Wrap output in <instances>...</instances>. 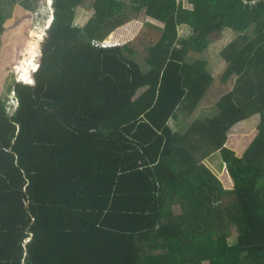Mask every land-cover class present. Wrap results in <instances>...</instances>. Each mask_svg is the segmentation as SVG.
Returning <instances> with one entry per match:
<instances>
[{"label":"trees","instance_id":"1","mask_svg":"<svg viewBox=\"0 0 264 264\" xmlns=\"http://www.w3.org/2000/svg\"><path fill=\"white\" fill-rule=\"evenodd\" d=\"M37 1L0 10V264H264V2L90 0L79 24L84 0H51L38 31ZM224 29L231 87L194 115Z\"/></svg>","mask_w":264,"mask_h":264},{"label":"rangeland","instance_id":"2","mask_svg":"<svg viewBox=\"0 0 264 264\" xmlns=\"http://www.w3.org/2000/svg\"><path fill=\"white\" fill-rule=\"evenodd\" d=\"M89 1L90 0H84L83 3H80V7L78 10L75 11V17L74 21L81 24L83 21L86 19L88 15H90V11H86L89 6ZM182 1V0H181ZM186 3V0H184ZM12 6L11 0H0V10L3 12H9ZM50 10H51V0H38L37 1V7L36 11L34 12L33 15V23H34V30L41 31L44 26L47 25L49 21L48 20L50 16ZM136 19H134L131 23L126 22L123 25H121V33L122 37L126 36L123 39L132 37L134 34L135 30H137L141 25V22L144 21L145 19L150 20V18L143 16L141 13L138 14ZM154 21V20H152ZM160 23V22H159ZM120 28L117 29L120 30ZM145 31H147V35L143 37L141 40L140 46H135L136 47V54L134 58L140 62V64L145 67V63L142 61V56L144 54V49L142 47L148 43V41H153L154 40V35L156 34V30L149 28V26L142 27ZM141 29V30H142ZM178 33L179 35H187L188 34V29L185 26H179L178 28ZM234 32L230 29H224L223 32L221 33L220 37L215 38V39H209V45L207 48L197 54H193V57H198V58H204L207 61V68L210 71V73L214 76V81L212 82L211 86L207 90L206 94L202 98L201 102L199 103V106L197 109L194 111V115L197 113H201L203 115L213 113L214 110V103L217 97L222 93L228 90L231 87V83L233 79H230L225 84H221L220 81V73L225 67V61L222 58V56L219 54L220 49L229 41L233 38ZM110 43V42H109ZM18 65H21L19 63ZM18 65L15 66V69H20V66L17 67ZM12 81L11 76L8 78V84L5 86V91L7 92V97H6V109L8 111H12L14 105H15V99L13 97V93L11 90V87L9 88V84ZM184 114L182 111H179L177 116L175 118H171L169 120L170 125L172 129H177L181 122L184 121ZM257 117L258 114H255V116H250L246 118L244 121H239L235 124H233L230 129L228 130L229 133H246L253 129L255 125L257 124ZM205 163L210 167L217 175L221 173V168L222 164L220 161V158L217 153L211 152V154L204 159ZM235 234V231L232 232ZM235 235L230 236V241L234 240ZM203 264H208L207 261H204Z\"/></svg>","mask_w":264,"mask_h":264},{"label":"built area","instance_id":"3","mask_svg":"<svg viewBox=\"0 0 264 264\" xmlns=\"http://www.w3.org/2000/svg\"><path fill=\"white\" fill-rule=\"evenodd\" d=\"M259 1H263L264 2V0H243V2H245V3H247V4H256L257 2H259ZM51 11V10H50ZM19 69H15V71L17 72ZM12 93H13V90H12ZM15 105H16V99H15ZM14 105V106H15ZM10 112V111H9Z\"/></svg>","mask_w":264,"mask_h":264},{"label":"crops","instance_id":"4","mask_svg":"<svg viewBox=\"0 0 264 264\" xmlns=\"http://www.w3.org/2000/svg\"><path fill=\"white\" fill-rule=\"evenodd\" d=\"M87 1H88V0H87ZM182 1L185 3V1H184V0H182ZM181 26H185V25H181ZM185 27H186V26H185ZM178 28H179V27H178ZM186 28H187V27H186ZM187 29H188V28H187ZM255 114H257V113H255ZM255 114H253V115L255 116ZM253 115H252V116H253ZM245 119H246V118H245ZM245 119H243L242 121H244ZM258 119H259V116L257 117V119H256V120L258 121ZM240 121H241V120H240ZM238 122H239V121H238Z\"/></svg>","mask_w":264,"mask_h":264},{"label":"clouds","instance_id":"5","mask_svg":"<svg viewBox=\"0 0 264 264\" xmlns=\"http://www.w3.org/2000/svg\"><path fill=\"white\" fill-rule=\"evenodd\" d=\"M181 1V0H180ZM182 2V4L184 5V6H186V7H188L189 6V4L187 3V1H186V3H184L183 1H181ZM253 115V114H252ZM251 115V116H252ZM250 117V116H249ZM248 118V117H247ZM245 119V118H244ZM243 120V119H242ZM240 121V120H239ZM237 123V122H236Z\"/></svg>","mask_w":264,"mask_h":264},{"label":"bare ground","instance_id":"6","mask_svg":"<svg viewBox=\"0 0 264 264\" xmlns=\"http://www.w3.org/2000/svg\"><path fill=\"white\" fill-rule=\"evenodd\" d=\"M47 21V20H46Z\"/></svg>","mask_w":264,"mask_h":264}]
</instances>
